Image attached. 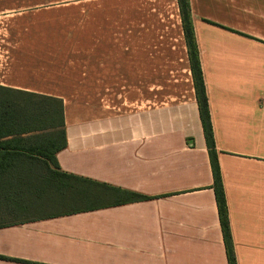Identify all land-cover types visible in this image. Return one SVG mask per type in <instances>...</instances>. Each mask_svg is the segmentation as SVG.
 Segmentation results:
<instances>
[{"label":"crops","instance_id":"obj_1","mask_svg":"<svg viewBox=\"0 0 264 264\" xmlns=\"http://www.w3.org/2000/svg\"><path fill=\"white\" fill-rule=\"evenodd\" d=\"M237 264H264V0H191ZM21 94L63 100L8 131ZM6 125V130L4 126ZM0 264H229L177 0H0ZM146 197L97 209L73 179Z\"/></svg>","mask_w":264,"mask_h":264},{"label":"trees","instance_id":"obj_2","mask_svg":"<svg viewBox=\"0 0 264 264\" xmlns=\"http://www.w3.org/2000/svg\"><path fill=\"white\" fill-rule=\"evenodd\" d=\"M177 1L185 34L197 103L210 154L214 178V190L226 243L227 258L229 264H237L230 230L229 209L218 159V152L216 149L191 0ZM21 95L24 97L18 101L11 99L9 111L4 113V116L8 115L10 123H8L7 126L8 131L5 132L3 136L18 138L39 131L44 132L52 130L50 142L49 140H47V142L43 141L42 146H40L42 151L41 155H43L48 162L50 161L51 164L58 165L56 154L67 147L63 100L43 95ZM4 128L6 130V125ZM11 145L12 144L10 143L5 144L4 146L0 145V147L10 148ZM62 175H65L68 179L74 180L72 183L75 191L74 196L79 199L89 200L84 208H76L74 205L73 211L97 209L100 207L119 205L146 198L142 195L130 191H123L104 183L77 178L67 174Z\"/></svg>","mask_w":264,"mask_h":264}]
</instances>
